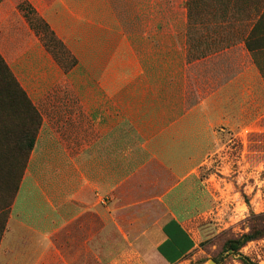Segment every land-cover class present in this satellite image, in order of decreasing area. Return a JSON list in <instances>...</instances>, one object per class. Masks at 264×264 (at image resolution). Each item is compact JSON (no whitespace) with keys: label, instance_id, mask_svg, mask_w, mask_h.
<instances>
[{"label":"crops","instance_id":"1","mask_svg":"<svg viewBox=\"0 0 264 264\" xmlns=\"http://www.w3.org/2000/svg\"><path fill=\"white\" fill-rule=\"evenodd\" d=\"M0 54L42 117L0 264H186L190 176L260 168L264 0H0Z\"/></svg>","mask_w":264,"mask_h":264},{"label":"rangeland","instance_id":"2","mask_svg":"<svg viewBox=\"0 0 264 264\" xmlns=\"http://www.w3.org/2000/svg\"><path fill=\"white\" fill-rule=\"evenodd\" d=\"M152 6L154 8V3ZM35 24L40 29L39 34L49 39L38 20ZM62 55V66L71 69L73 61L67 54ZM2 89L0 86V96L9 102L12 95ZM6 113L5 117L0 110V230L17 194L15 191L27 163L30 142L22 139L17 118L8 111ZM230 145L228 163L239 157L241 149L239 144ZM254 149L259 150V157L255 156L253 161L260 165L254 173L250 168L240 170L238 163L231 166V172H226L219 160L215 167L204 168L199 175L190 176L191 185H196L203 201L197 206L195 219L190 222L198 233L199 242L186 264H243L241 255L249 257L255 264H264V237L248 242L238 253L226 249L228 242L264 227V135L260 136ZM244 160L247 161L246 154Z\"/></svg>","mask_w":264,"mask_h":264},{"label":"trees","instance_id":"3","mask_svg":"<svg viewBox=\"0 0 264 264\" xmlns=\"http://www.w3.org/2000/svg\"><path fill=\"white\" fill-rule=\"evenodd\" d=\"M24 9L29 10L28 15L29 19H32L33 26L36 29L37 33H40V29L36 26V20L39 21V24L44 27L45 31H47V34L50 36L49 39L43 37L44 42L47 46V48L52 52V54L55 56V58L63 64V61L61 60L62 54L70 55V52L66 49L65 45L61 40L57 38V36L54 34L53 31H51L48 24L43 21L36 11L31 8V6H23ZM71 56V55H70ZM72 65H75V60L72 58ZM64 65V64H63ZM65 67V66H64ZM66 68V67H65ZM67 69V68H66ZM0 86L3 88L2 92H6L10 95H12L9 102H5L3 100V95L0 96V110L4 113V116L6 117L7 113L6 111L11 113V116L13 115V118H17L16 125L21 130L20 135L22 136V139H29L30 142L28 144V151H27V163L30 157V154L35 146V142L39 133V130L42 125V117L39 113V111L35 108L33 102L29 98L27 92L23 89V87L20 85L19 81L17 80L16 76L10 69L7 62L4 60L2 55L0 54ZM12 118V120H13ZM18 151V150H17ZM27 163L25 165V169L27 167ZM25 169L22 172L20 181L18 183V186L16 188V191H18L19 185L22 181ZM15 191V194L17 193ZM14 194V196H15ZM13 196V197H14ZM9 214V213H8ZM7 216L5 217L3 221V227L0 230V237L3 232L4 224L7 219ZM261 237H264V227L261 229L253 230L249 233L243 234L239 238L232 240L227 243V251H232L234 253H238L242 247H244L248 242L257 240ZM241 262L243 264H255L249 257L241 255L240 258Z\"/></svg>","mask_w":264,"mask_h":264}]
</instances>
